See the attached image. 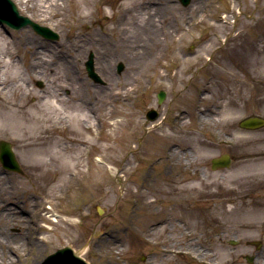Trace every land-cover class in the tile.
I'll list each match as a JSON object with an SVG mask.
<instances>
[{
  "label": "rangeland",
  "instance_id": "374dc122",
  "mask_svg": "<svg viewBox=\"0 0 264 264\" xmlns=\"http://www.w3.org/2000/svg\"><path fill=\"white\" fill-rule=\"evenodd\" d=\"M10 1L58 38L0 24V57L6 50L16 57L0 63L7 88L0 141L10 143L21 170L0 164V241L7 243L0 245V264H40L67 246L88 264H264V128L238 126L264 116V0H190L186 6L171 0L169 25L158 31L154 48L153 33L135 32L131 17L170 0H135L120 18L126 0H107V20L96 0L86 23H78L77 0H64L58 21L35 19ZM121 23L128 25V47H110L105 41ZM88 31L98 43L73 49V37ZM35 49L54 55L45 79L57 82L56 93L34 78L38 55L29 52ZM67 54L77 58L68 66ZM90 54L101 82L86 74ZM143 75L152 81L145 95ZM160 88L182 91L177 109L187 113L174 153L159 132L142 127ZM75 108L92 124L87 148L70 140L82 137L68 118ZM28 116L55 130L28 134L38 126ZM184 137L191 147L185 152ZM224 153L230 166L213 170L211 159Z\"/></svg>",
  "mask_w": 264,
  "mask_h": 264
},
{
  "label": "bare ground",
  "instance_id": "6f19581e",
  "mask_svg": "<svg viewBox=\"0 0 264 264\" xmlns=\"http://www.w3.org/2000/svg\"><path fill=\"white\" fill-rule=\"evenodd\" d=\"M17 4L20 5V7L22 8L23 11L29 13L32 17H34L35 19L38 20H43V21H47L48 19H50V17H53L54 19H56V21L61 20L63 17L60 14L61 9L64 6V0H14ZM96 0H77V3H79V12H78V23H86L85 20L88 19V17L90 16L89 13V7L90 5ZM165 1V0H163ZM171 1V0H170ZM202 1V0H201ZM200 1V2H201ZM99 6H100V10L103 12V15L105 17V20L107 19H111V15L108 12V10H106L105 6L108 5L107 0H97ZM173 1L171 2H163L161 4L158 5H154L151 4V7H149V9H147V13L144 12V9L141 10V13H137V15L131 17V19L134 21L133 25V30L136 31H143L144 29L147 31H150L153 33V40H152V47L154 48L156 45L159 44L161 38L160 35L158 34L161 28H163L164 26L169 25L168 23V16L167 14H169L167 11L169 9L168 5L171 4ZM136 3L135 0H126L120 3V13L119 12V18L124 16L125 13L129 14V11L132 7V4ZM154 5V6H153ZM54 25V24H53ZM126 26L128 25H124L123 23L119 24V26L116 28V32H115V36L111 37L110 39L106 40L105 42L110 46V47H119V48H124L125 46L128 47V40H127V33H128V29L126 28ZM24 34V33H22ZM21 34V35H22ZM26 35L24 38L26 43L25 48L28 47L29 44V40L30 37H28L27 32H25ZM5 43H7V41H5ZM96 43H98V39H97V35L94 31H88L85 33V35H80L77 34L73 37V42L71 44V47L73 49H76L78 51L81 50H86L87 48H90L92 46H94ZM135 46H137V44L135 43ZM137 47L141 48L140 45H138ZM121 48V49H122ZM42 51H45V48H41ZM34 53H32L31 51L29 52L31 55L35 54L38 55V57L35 59L36 62L39 63V66H35L36 68H39L38 71H35L36 73L34 74V78L36 79H40L44 82V79L47 78V67L46 65L48 64L50 60V57H54V55L52 56H48V54L45 53H41V56H39V52L35 50H33ZM14 53H12L9 50H6L5 55L3 57H0V63L1 61H4L5 58H7L10 62H14L15 58H14ZM65 64L71 65L72 62H74L75 60H77L76 56L74 55H66L63 57ZM31 63L29 62V65ZM47 81V82H46ZM57 82L55 80L49 81L48 79H45V84L43 86V90H48V91H52V93H56L57 92ZM5 90H7V88L5 87V79H0V109H3V107H5V104H7V102L1 97V93L5 92ZM29 91V90H27ZM54 96H52V98L50 99L51 103H54L55 101H53ZM49 102H44L43 103V109H46V107H48ZM20 106H13L11 105L10 108H13L15 110V112H17ZM41 112H45V110H42ZM1 114V113H0ZM108 116H110L111 114L108 113ZM27 118H30L31 121H34V125H38V126H33L31 132H28V134H47L49 132H53L55 129L54 127L51 126H46V125H42V120L38 119V118H34L33 116H28ZM69 121H72V125H75V131L77 134H81L82 137L81 138H75V137H70V140L73 142H77V144H79L80 146H84L85 148H87L88 143H90L91 145L93 144V134L91 132V127L92 124H90L88 122L87 119V115H85V113L78 111L76 108L71 112V114L68 116ZM90 119L93 120L95 119V115L90 116ZM205 119L209 120L210 118L205 117ZM205 120V121H206ZM46 122H49V118H47ZM83 122L84 125L81 126V123ZM106 120H103V124L105 125ZM209 122V121H208ZM41 123V124H40ZM110 121L107 122V125H110ZM1 129V126H0ZM105 137H107L108 139H111V134L106 133ZM43 140H47V137H44ZM28 147H32L31 143H27L26 144ZM36 145V143H35ZM55 146V143L54 145ZM44 151H47L45 148H43ZM52 150V149H51ZM173 153L175 152V149H172ZM53 152H55L53 150ZM173 155V154H172ZM67 161H69V159H67ZM62 172H64V170H62ZM10 205H7V207L3 210L4 214H7L8 216L10 215L11 210H8V207ZM7 212H6V211ZM100 212V209H99ZM20 218H17V221H19ZM22 220V219H21ZM2 241H0V245L1 243H4L3 245L6 246L7 243L5 241L4 238ZM0 248H2V246H0ZM1 261H3V258H1Z\"/></svg>",
  "mask_w": 264,
  "mask_h": 264
},
{
  "label": "water",
  "instance_id": "95a60500",
  "mask_svg": "<svg viewBox=\"0 0 264 264\" xmlns=\"http://www.w3.org/2000/svg\"><path fill=\"white\" fill-rule=\"evenodd\" d=\"M181 2L185 5L188 0H181ZM8 5V13L10 14V19H3L0 16V22H6L12 28L19 29L26 25H31L34 30H36L39 34L43 35L49 39H56L57 35L47 28L40 27L35 23H32L29 19L25 17H21L18 15L15 6L8 0H6ZM12 18V19H11ZM87 74L90 78H92L96 82H100L98 76L94 73L93 69V60L92 55L89 56L88 61L85 63ZM122 69V65L117 67V71L120 72ZM239 126L245 129H258L264 126V119L261 117H248L243 119ZM0 160L3 163L5 168L20 172L18 165L14 159V156L10 150V146L8 143L1 142L0 143ZM212 168L216 167H227L230 164V157L228 155H222L220 158L213 159ZM41 264H87L84 259H82L76 252H74L70 247H65L62 249H58L55 253L46 257Z\"/></svg>",
  "mask_w": 264,
  "mask_h": 264
},
{
  "label": "flooded vegetation",
  "instance_id": "af4514ba",
  "mask_svg": "<svg viewBox=\"0 0 264 264\" xmlns=\"http://www.w3.org/2000/svg\"><path fill=\"white\" fill-rule=\"evenodd\" d=\"M150 75L142 76L141 88H143V94H146V89L152 85V81L150 80ZM187 87V86H186ZM163 93V96L159 97V95ZM182 91H178L176 93H170L168 89L160 88L157 90L155 95L154 102L150 103L148 108L144 112V120L142 122V127L145 132L157 131L160 135L158 138L165 139L168 143L170 149L179 148L180 143L176 142V139L179 135H182L180 132L184 131V125L182 124L181 116L183 114H187L185 111L177 109L179 96ZM142 97V95H141ZM139 95V98H141ZM133 101L131 97L129 101ZM135 101V100H134ZM152 110V111H151ZM154 112V113H152ZM179 113L181 115H179ZM154 115L155 119L151 121V117ZM174 140V142H171ZM179 143V144H178ZM182 151L191 150L190 144H188V138H182ZM169 151V150H168ZM179 156H177L178 158ZM186 159V158H184ZM172 163V162H170Z\"/></svg>",
  "mask_w": 264,
  "mask_h": 264
}]
</instances>
